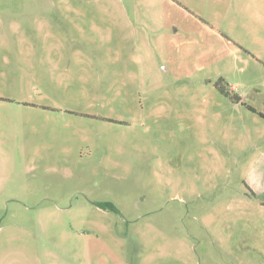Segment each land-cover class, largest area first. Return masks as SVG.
Wrapping results in <instances>:
<instances>
[{
    "label": "rangeland",
    "instance_id": "obj_1",
    "mask_svg": "<svg viewBox=\"0 0 264 264\" xmlns=\"http://www.w3.org/2000/svg\"><path fill=\"white\" fill-rule=\"evenodd\" d=\"M0 264H264V0H0Z\"/></svg>",
    "mask_w": 264,
    "mask_h": 264
},
{
    "label": "trees",
    "instance_id": "obj_2",
    "mask_svg": "<svg viewBox=\"0 0 264 264\" xmlns=\"http://www.w3.org/2000/svg\"><path fill=\"white\" fill-rule=\"evenodd\" d=\"M251 110H252V108H251Z\"/></svg>",
    "mask_w": 264,
    "mask_h": 264
}]
</instances>
